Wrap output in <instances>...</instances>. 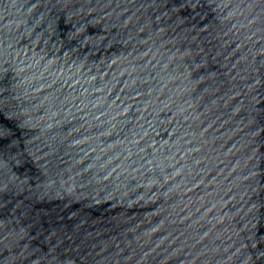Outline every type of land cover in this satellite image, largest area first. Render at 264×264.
Segmentation results:
<instances>
[{
    "label": "water",
    "instance_id": "obj_1",
    "mask_svg": "<svg viewBox=\"0 0 264 264\" xmlns=\"http://www.w3.org/2000/svg\"><path fill=\"white\" fill-rule=\"evenodd\" d=\"M0 264H264V0H0Z\"/></svg>",
    "mask_w": 264,
    "mask_h": 264
}]
</instances>
